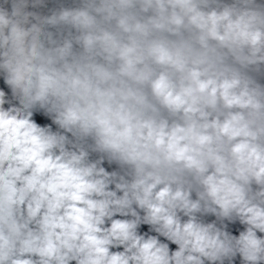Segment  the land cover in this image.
Masks as SVG:
<instances>
[{
    "label": "clouds",
    "instance_id": "9594fccd",
    "mask_svg": "<svg viewBox=\"0 0 264 264\" xmlns=\"http://www.w3.org/2000/svg\"><path fill=\"white\" fill-rule=\"evenodd\" d=\"M0 264H264V0H0Z\"/></svg>",
    "mask_w": 264,
    "mask_h": 264
}]
</instances>
